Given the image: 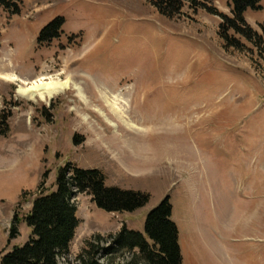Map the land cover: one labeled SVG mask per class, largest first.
I'll list each match as a JSON object with an SVG mask.
<instances>
[{
	"label": "rangeland",
	"instance_id": "rangeland-1",
	"mask_svg": "<svg viewBox=\"0 0 264 264\" xmlns=\"http://www.w3.org/2000/svg\"><path fill=\"white\" fill-rule=\"evenodd\" d=\"M19 7L17 15L0 10V118L8 126L0 137V264L28 242L24 218L41 194L56 191L57 172L68 164L98 170L107 188L149 202L134 213H108L75 194L79 225L58 264H80L97 234L123 226L142 234L167 197L182 264H264V44L236 37L245 51L226 50L220 17L184 6L167 19L149 0H24ZM211 7L231 15L229 0ZM57 18L60 38L37 45ZM244 18L263 35L264 1ZM42 73L68 81V89L44 102L17 94L20 82ZM115 97L120 120L106 102ZM130 258L125 253L120 263Z\"/></svg>",
	"mask_w": 264,
	"mask_h": 264
},
{
	"label": "trees",
	"instance_id": "trees-1",
	"mask_svg": "<svg viewBox=\"0 0 264 264\" xmlns=\"http://www.w3.org/2000/svg\"><path fill=\"white\" fill-rule=\"evenodd\" d=\"M24 0H0V10L10 15L19 14V5ZM214 0H149L156 12L167 18H178L184 6L196 12L204 10L220 17L218 37L224 48L244 52L245 45L236 37L253 47L263 46V35L247 24L244 13L259 11L264 0H229L230 16L218 14L212 9ZM64 21L57 18L40 31L37 45L50 43L60 38ZM8 133L7 118H0V137ZM77 144V140H76ZM105 178L98 170L76 169L71 164L57 172L56 191L51 195L41 194L33 203L24 223L31 230V237L24 246L13 248L1 260V264H58V259L69 252L79 222L73 204L75 194L91 197L96 208L108 213H134L149 202V196L140 192L107 188ZM172 205L165 198L151 211L144 222L143 233L127 230L106 237L95 235L85 243L80 252V264H182L179 249V231L172 221ZM19 219L14 216L9 238L17 235ZM105 243V245H104ZM109 244V245H107ZM130 254L127 262H121L124 254ZM68 254V253H67Z\"/></svg>",
	"mask_w": 264,
	"mask_h": 264
},
{
	"label": "bare ground",
	"instance_id": "bare-ground-1",
	"mask_svg": "<svg viewBox=\"0 0 264 264\" xmlns=\"http://www.w3.org/2000/svg\"><path fill=\"white\" fill-rule=\"evenodd\" d=\"M15 75H13V74L11 75V80L18 81L17 80L18 77ZM45 76L46 75H43V73H42V74H38L36 77H34L33 79H31L29 81L20 82L21 86L18 87L17 94L19 96L29 100V101H32V102H34L35 99H38L39 101L44 102L48 99H52V97L54 95H57L60 92L62 93L64 90L68 89V87H69L68 81H66L64 83L53 82L51 77L46 78ZM106 102L110 108L111 114L114 117H116V119L120 120V118H119L121 116L120 112H122V111H121V108H116V106L118 104V103H115V102H118L117 98L116 97L113 98V101H111L112 104L109 100ZM117 113L120 116H118Z\"/></svg>",
	"mask_w": 264,
	"mask_h": 264
},
{
	"label": "crops",
	"instance_id": "crops-1",
	"mask_svg": "<svg viewBox=\"0 0 264 264\" xmlns=\"http://www.w3.org/2000/svg\"><path fill=\"white\" fill-rule=\"evenodd\" d=\"M172 220H173V211H172Z\"/></svg>",
	"mask_w": 264,
	"mask_h": 264
}]
</instances>
